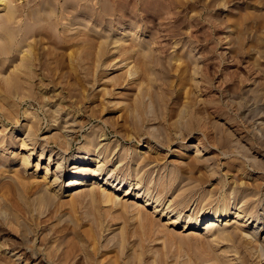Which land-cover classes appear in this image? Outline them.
<instances>
[{
    "label": "rangeland",
    "instance_id": "rangeland-1",
    "mask_svg": "<svg viewBox=\"0 0 264 264\" xmlns=\"http://www.w3.org/2000/svg\"><path fill=\"white\" fill-rule=\"evenodd\" d=\"M31 1L33 0H15L13 3L14 5L22 6L23 10H25L22 21H20L19 24H14L15 28L22 27L27 21H30L27 20L26 17L27 11L31 8L35 9L38 7V2L33 4L30 3ZM40 1H42V3L45 1L44 5L53 4L50 0ZM46 1H48L47 4ZM56 2L58 3L56 6L57 14L55 13L56 16L53 20L55 23L61 22V26H59L60 34L65 30V36H67V39H70V36L74 34L76 30H79L80 33L78 38L83 43L80 42L82 46H80L78 50V73L75 74V72L69 68L70 60L68 55L73 53L76 49L73 50V47L71 48L68 46L64 53L65 56L63 61L65 67L61 70L63 78L61 80L57 79V76L51 78L53 83L44 89L47 90L44 94H46L47 97L49 96L50 99L47 101L51 106L52 104L55 106L57 103H60L59 105L63 107L65 114L69 113L74 119H77V121H82L83 124L80 127V132L76 139L72 140L68 129L58 127L60 121L54 123L52 118L50 119V115L42 108V104L36 101L37 98L34 94L20 91L17 93L18 95L15 94L13 97L11 96V99L7 98L5 102H1V106L3 104L5 105L2 106L4 109L0 107V205L13 211L18 221L12 226L4 227V224H0V242L4 240L7 242L10 249L15 252L8 253L0 251V264H27L25 260H20L16 256L14 257V255L20 251V253H26L28 256L32 255V253H36V263L56 264L54 253L51 248V243L54 238L49 237L46 240L43 239L42 242H38V240H34L35 238L31 236L29 238L30 244L28 245L23 238L25 233L23 234L24 231L22 230L24 229L20 226L23 223V226L28 225L30 229L35 230L40 227L42 222L49 218L50 214V217L53 218L56 224V228H58L56 232L61 233L63 231H68V229H76L87 246L86 250L90 258L99 263L105 253H110L112 256L116 255L121 258L120 264H136L137 261L138 263L142 261V264H201L202 262V264H212L213 261L209 263L211 261L204 251V248L205 250L210 248L208 246H212L209 250L214 249L215 252L219 249L222 250L223 247L232 246L234 250L231 256L234 257L236 254L235 259L238 262L237 264H245L246 262H244V259L248 262L247 264L264 263V261H262V259H264V249L259 248L256 253L253 251L257 254L254 255L252 250H247L246 244H244L246 243V237L244 235L239 234L237 239H240L233 240L235 244L233 241H230L228 245L226 241L221 244L218 243L216 236L214 237L212 235L213 232L226 229L233 224L239 227L245 224L248 226L246 230L261 227L260 225L264 228V218H262L261 224L256 222L255 218H252L250 222L248 220L250 215L257 214L263 216L264 214V0H70V2L68 1L69 6L67 5V7H62L67 4L65 0H57ZM75 2L77 4L79 3V8L77 7L78 5L74 6L71 4ZM70 5L78 9L81 7V9L78 10V12L77 9L74 11L75 8ZM63 8H66V11L69 10V12L63 11ZM46 9L49 10L50 7ZM2 13L4 14L5 12L0 8L1 16L3 15ZM58 18L60 20H58ZM63 18L65 19L62 21ZM77 20L78 23H76ZM54 22H52V24H54ZM21 23L23 24L21 25ZM45 23L48 25L47 21H45ZM50 29L52 28H49L46 33L50 34L52 32L58 36L57 28L55 29L56 32L53 30L54 27L52 29L53 31ZM84 32L86 36H84ZM20 33L21 34H17L16 45L10 53H8L9 55H5L4 58L0 55V62L4 61L7 63L2 67L0 66V81L4 79V76H8L10 71L13 70L12 68H15L16 65L20 63L19 59L23 56L18 52L23 46L20 47V50L17 48L19 44L18 41L23 38V33ZM1 37L2 34H0V39ZM34 40V37L28 38L27 44H33ZM93 42H95V44ZM27 44H25L24 47L27 46ZM51 45L52 44L48 43L47 45V43L43 42L37 46L39 50L36 49V51L40 53L39 56L41 58H43L42 55H46L44 54L45 52L48 53V51H51L53 52L52 57L54 56L56 60L54 51L55 46ZM15 47L17 51H14ZM23 50H27V47ZM39 67L38 68L41 69L40 65ZM126 72H128V74L132 72L135 73V75L132 77L130 76V78L126 76L127 78H125V81L124 75ZM74 75L77 78H75ZM39 78L41 77H35V81L39 82ZM113 78H120L121 82L117 84L118 81L116 80L115 86ZM3 81L4 80L1 82L3 83ZM122 81L124 82L122 83ZM36 84L39 86L38 83ZM58 88L62 91V98L56 95ZM75 90L76 92H74ZM139 91L140 93L142 92L143 96L142 94L140 95ZM31 92L34 93V91ZM75 94H78V97H71V95ZM141 96L143 97L141 100L143 101L145 99L143 102L146 103H143L146 117L144 118L145 121L142 120L141 123L139 122L140 128L143 127L140 134L132 130L133 122L135 121L130 119L128 123L126 120L123 121L120 118L121 112L118 111L125 106L124 104L129 103V98L127 97L137 98ZM60 99H63V102H61ZM116 100H120L119 102L123 101L117 108L113 104L116 103ZM69 102L71 107L68 106ZM203 102H205V104H202ZM122 105L124 106L122 107ZM101 108L105 109L106 113L97 115ZM10 110L14 112L12 111V113ZM10 112L14 114L12 118H9L8 114ZM171 114H173V116ZM14 116L16 117L15 121ZM35 117H37V119L40 118V128L33 138L34 140L29 141L26 138L28 134L27 130L28 126L35 121ZM101 130L104 132V135L100 140L101 144L99 149L100 147L106 148L108 145L114 147L113 152L115 153L112 152L108 160H106V155L104 154H95V161L91 164L92 166L90 165L88 168H92L93 170L100 169L106 162L107 166H105V168L103 167V171L105 173L109 172L108 175H106L110 177L113 176V179H111V184L104 186V188L112 191V186L121 182L124 188L122 190L121 187L117 192L121 200L124 199V189L127 188L129 184L134 185L136 182L133 174L136 163H141L140 159L148 154L150 156L153 154L152 157H157L158 159V162L152 163L149 167H144V169L141 170L142 172L140 171L139 173L140 177L143 176L145 178L143 183L141 182L142 185L145 186H143L144 188L140 195L144 197L147 195L146 188L147 182L149 181V187L151 188L150 194L153 196L150 201L151 206L149 205L148 210L153 214L155 213V215L152 219L150 218L152 222L150 220L149 222L152 224L155 221L154 218L161 220L160 223L162 222V224H158L159 221L156 220L152 224L153 227L149 223L146 224L145 228H148L150 225L155 230L153 231L149 226L148 230L145 229L147 232L151 230L147 234H153V232H155L154 234L157 233L156 235L160 237L158 241L152 242V244L149 240L150 238L148 237L147 239V237H145V230L143 229V231L135 226V220H132V209L135 207H131L130 212H128V210L123 212L125 219L127 221L128 219L130 220V224L128 222L123 232L120 227L121 225L117 224V220L111 219V214L107 209V211L104 209V206L100 209L97 207V199L100 196L99 192L102 191V186L106 182L107 176L104 175L105 173L97 180H89V182L96 181L94 185L97 186L96 195L94 191L92 194L93 197H90L92 200L88 198L91 202L93 201V203L88 202L90 200L84 197L83 200L81 199V201L79 200L76 204H72L73 194L71 192H66L70 179L73 178V172H75L74 169H72L74 164L73 159L81 157L82 154L83 156L85 155L86 145L84 144H86V136H89L94 131L101 132ZM130 132H133V134ZM127 133L128 135H126ZM59 134L61 135V142H57V139L60 138ZM132 135H135L133 136L134 138ZM66 143L68 145L70 144L69 150L67 151L61 146ZM122 150H124L123 154L125 160L119 164ZM125 152L127 153L126 155ZM31 153L32 155L29 159L27 155ZM98 156H100V158ZM97 157L99 159H97ZM26 160L27 162H25ZM193 160L198 162L200 160L201 163L203 161L205 162L195 167L198 171L194 170L192 172L193 169H189L187 166H189L188 164H191ZM181 161H183V164ZM58 162L64 165L63 170H61L64 171L66 167L65 169L67 171V174L63 175L61 178L62 185L65 186L63 187V194L59 196V198L54 199L51 206L41 207L39 204L40 189L47 186L49 183L54 184L53 181L56 177L55 171ZM237 162H240L239 164L241 165L237 164ZM234 163L237 165L235 166ZM230 165L235 166V168H232L233 166L231 167ZM201 166L205 167L202 168ZM227 166L230 167L227 169ZM61 170L59 175L62 173ZM182 170H184L185 173ZM172 171L175 172L174 174L177 182L171 187L168 186L165 187V189L163 188L164 190L161 189L162 187L160 188V185L162 183L159 179L163 178V175L164 178L170 176L169 174ZM179 171H182L187 176L182 173V177ZM188 171L191 172V175ZM194 172L195 174H192ZM213 172L216 173L213 174ZM209 174L214 175V179L213 176L210 178ZM193 175H195L196 178H194L195 176ZM197 175L199 178L203 175L204 177L206 176V178L204 179V177H202L200 178V182H198L199 179ZM189 176L192 177V180H190L191 178ZM116 179L118 181H116ZM203 179L204 181L207 179L205 181L207 184L201 181ZM180 180L182 182L186 181L182 183ZM221 181L223 183L225 182V184H220ZM59 182L60 181H57V185ZM201 182H203V186L200 184ZM229 182L231 184H229ZM190 183L196 186H192ZM233 183H235V186L238 184L236 186L237 188ZM239 183L242 184L240 185ZM249 183L254 185L255 195L250 191L252 188L248 187ZM256 183L261 184L262 191L257 190L256 187L258 185ZM189 184L192 187L188 186ZM216 184L218 186H216ZM185 185L188 187H185ZM230 185H233L235 188H229ZM213 186H216L215 190H213ZM158 187L160 189L159 191ZM169 188L171 191H169ZM180 188H183L185 193H182L183 189L180 190ZM218 188L220 190H218ZM248 188L249 190L246 192ZM177 189L180 192H177ZM211 189L216 191L217 194L214 192L211 193ZM229 189H231L230 191L232 194L229 192ZM56 190L58 191V189ZM161 190L163 193L162 195L168 198H164L165 200L163 201L166 202H164L163 205L160 202H154L157 197H159L158 192H161ZM209 190H211V196ZM235 192L238 194L237 197H234V199L237 198V201L233 199V196L236 194ZM257 192L258 194L256 195ZM181 193L183 196L177 202V206H181L180 210H174V207L169 208V205L171 206L172 204L171 202L180 196ZM138 194L139 191H135V193L129 197V202L135 200L138 205H143L142 200L137 201L135 199ZM228 194L230 195L228 196ZM171 195L173 198L172 201L170 199ZM202 195H205V197ZM250 195H252V197L254 195V197L252 198L253 201L248 205L249 208L246 210L247 213L241 214V217L236 218V212L239 214L242 211L244 205L249 201L247 200L246 202L245 199L251 198ZM149 196L146 197L148 198ZM203 198H205V200ZM68 199L69 201H67ZM210 199L212 202L215 201L216 203L210 202ZM67 202L68 204L66 205L65 203ZM209 202L211 203L210 207L206 205L209 204ZM185 204H187L188 207ZM91 205L93 207H91ZM89 207L91 208V212L96 208L92 212V215L95 211L94 214L101 212L103 216L102 220H97L99 222L94 221ZM225 207L230 209V216L232 217H229L224 224L221 222L213 223L211 225L213 226L212 233H209L210 229H207V227L210 226H207L208 224L205 225V227L207 226L206 228L203 227L201 230L199 229L197 231H193V226H191L187 232L182 230L181 219L188 220L191 218V220L194 221L197 217L196 215H198L197 213L206 210L213 211L212 208H214V211L218 209L220 212L225 209ZM102 209L103 211H101ZM117 213L114 211L113 215L115 216ZM106 216L108 217L105 220ZM19 217H21V220ZM173 218L175 220L179 219L180 223L178 225H168L167 223L169 220H173ZM107 221L110 222L108 223ZM28 222H30V224H28ZM164 223L167 225H164ZM162 225L163 228L166 226L170 231H166L167 235L165 233V236L167 237L164 238H162L163 236L161 237V235H164ZM96 227L97 230H95ZM118 229L120 231H118ZM134 229L136 231H134ZM174 229L176 232L178 231L177 233L180 232L182 235L184 234L185 238L182 239V236V238L177 239L178 234L175 233L174 235V233H172L175 231ZM82 230H84V233ZM139 230H141L140 232L142 235H139ZM168 234H172L171 236L173 239L174 236H177L176 239L178 241L174 239V242L172 237L168 236ZM137 235L141 237V241L145 244L148 242L150 243V245L149 243L147 245L149 248L143 243L144 248L141 251L138 250L136 245H133L132 242L135 241L136 244L139 242ZM117 237L119 240L123 238L122 241H119ZM179 237H181L180 234ZM168 238H171L172 241ZM261 238H264V229L261 231ZM152 240H154V238ZM186 244H188V247H186ZM241 245L244 248H242ZM155 246H157V248ZM159 246H161V248ZM27 248H33L31 251L32 253H28V251H26ZM157 249L159 251L158 253ZM46 250H48V252ZM246 250L251 253V256L253 255L252 258L248 255L249 253H247ZM160 251L162 253L164 252V254L160 253ZM237 251H239V253ZM141 253L144 255L142 256ZM188 256L190 258H188ZM204 257L205 259H203ZM139 258H141V260ZM81 259H83V256ZM189 259H191L192 262ZM85 262L86 261L83 260L82 264H87Z\"/></svg>",
    "mask_w": 264,
    "mask_h": 264
},
{
    "label": "bare ground",
    "instance_id": "bare-ground-1",
    "mask_svg": "<svg viewBox=\"0 0 264 264\" xmlns=\"http://www.w3.org/2000/svg\"><path fill=\"white\" fill-rule=\"evenodd\" d=\"M30 1V0H29ZM57 0H50V2H52L53 4H47V2L48 1H46V4L48 5H44L45 4V1H43L44 3H42V1H38V0H33V1H31L30 3H33V4H36L37 2H38V4H37V8H35V9H30V10H28L27 11V13H26V17H27V20H30V21H27L26 22V24H24V25H22L23 23H21V25H22V27H16L15 28V26H14V24L15 23H18L19 24V22L20 21H22V18L24 17V12H25V10H23V7L22 6H18V5H14L13 3L15 2V0H0V8H2L3 10H4V14L1 16L0 15V34H2V37H1V39H0V55H2V57L4 58V56L5 55H7L8 53H10V51L14 48V46L16 45V38H17V34L19 33V34H21L20 32H22L23 33V38H21L19 41H18V46H17V48L20 50V47H22L23 46V48L20 50V51H18L19 53H21L23 56L21 57V59H19L20 60V63L18 64V65H16V67L15 68H12L13 70L12 71H10V73L8 74V76H4V79H2V80H4L3 81V83L0 81V104H1V102H5L6 100H7V98H9V99H11L15 94H17L18 92H20V91H26V93L27 92H29V93H31V94H34L35 95V97L37 98V102H40L41 104H42V108L43 109H45L46 110V113H48V115H50V119L52 118V121L54 122V123H56L57 121H60L59 122V124H58V127H64L65 129H68V131H69V134H70V136H71V139L72 140H75L76 139V137H77V135H78V133L80 132V127H81V125L83 124V122L82 121H77V119H74V117H72V115H70L69 113H64V111H63V107L62 106H60L59 104L60 103H57V105H53L52 103V106L49 104V102L47 101V100H49L50 98H49V96L47 97V95L46 94H44L45 93V91H47V90H44L45 88H47L50 84H52L53 83V81L51 80V78H55L56 76H57V79H62L63 78V73L61 72V70H63V68L65 67V64H64V53H65V49L69 46V47H73V50L74 49H76L73 53H70L68 56H69V60H70V63H69V68H71V70L72 71H74L75 72V74H77L78 73V71H79V57H78V50H79V48H80V46H82L81 44H80V40H79V30H76V32L74 33V34H72L71 36H70V39H67V36H65V30L62 32V34H60V31H59V26H61L60 24H61V22L59 23V22H54V20H53V18L56 16V6H57V2H56ZM69 2H70V0H68ZM68 1H66L65 0V2H67V4H65L64 6H62V7H67V5L69 4V2ZM74 2V1H73ZM29 3V4H30ZM71 4H73L74 6H77L78 8H79V3L77 4L76 2L75 3H71ZM76 4V5H75ZM45 6V7H44ZM47 6V7H46ZM69 6V5H68ZM71 6V5H70ZM74 6H71V7H74ZM48 7H50V9L49 10H47L46 8H48ZM25 8V7H24ZM58 8V7H57ZM75 8V10L74 11H76V9H77V12H78V10H80L81 9V7H80V9H78V8H76V7H74ZM73 8V9H74ZM64 9V8H63ZM63 11H65V12H69V10L68 11H66V8L63 10ZM73 11V12H74ZM64 12V13H65ZM71 12H72V10H71ZM70 12V13H71ZM76 12V13H77ZM106 12V11H105ZM56 13V14H55ZM75 13V14H76ZM65 14H68V13H65ZM74 14V13H73ZM65 16V15H64ZM74 16V15H73ZM66 18V17H65ZM65 18H63L62 19V21L65 19ZM53 20V21H52ZM58 20H60L59 18H58ZM45 21H47L48 22V25H47V23H45ZM56 21V20H55ZM43 22H44V24H43ZM52 22H54V24H52ZM25 23V22H24ZM76 23H78V20H77V22ZM239 24V23H238ZM54 25V26H53ZM75 25V24H74ZM53 27H54V29H53ZM49 28H52L53 30H55L56 28V30H57V33H58V36H56L55 34H53L52 32L50 33V34H48V33H46L47 32V30L49 29ZM71 28V27H70ZM52 29H50V30H52ZM52 30V31H53ZM56 30H55V32H56ZM72 31V30H71ZM84 34H85V32H84ZM34 37L35 38V40H34V42H33V44H30V43H28L27 44V42H28V38H30V37ZM82 36V35H81ZM84 36H86V34L84 35ZM52 37V38H51ZM92 37V36H91ZM90 37V38H91ZM88 38V37H87ZM91 40V39H90ZM94 41V40H93ZM120 41V40H119ZM122 41V40H121ZM47 43V45H48V43L49 44H52V45H54L55 47V58H56V60L54 59V56L52 57V53L53 52H51V51H48V53L47 52H45L44 54H46L45 56L44 55H42L43 56V58H41L40 56H39V52H37L36 51V49H38L39 47H37L38 45H40V44H42V43ZM91 42V41H90ZM81 43H83V42H81ZM92 43V42H91ZM94 44H95V42H93ZM25 44H27V46H25V47H27V50H23L25 47H24V45ZM51 45V46H52ZM115 45V44H114ZM50 46V47H51ZM49 47V48H50ZM51 49V48H50ZM53 49V48H52ZM68 49H70V48H68ZM39 50V49H38ZM14 51H17L16 50V47H15V50ZM24 51H26V52H24ZM44 51H46V50H44ZM64 51V52H63ZM68 53V52H67ZM132 53V52H131ZM143 53V52H142ZM89 54V53H88ZM144 54V53H143ZM9 55V54H8ZM7 55V56H8ZM141 55V54H140ZM43 60H44V62H43ZM96 61H98V60H96ZM95 61V62H96ZM2 62V61H1ZM0 62V63H1ZM19 62V61H18ZM96 63H98V62H96ZM7 63L6 62H2L1 64H0V66L2 67V66H4V65H6ZM16 64V63H15ZM141 64V63H140ZM39 65L41 66V69H39L40 67H39ZM143 66V65H142ZM14 67V66H13ZM39 67V68H38ZM129 67V66H128ZM5 68V67H4ZM125 68V67H124ZM95 69V68H94ZM97 69H99V68H97ZM143 69V68H142ZM141 69V70H142ZM104 70V69H103ZM144 70V69H143ZM122 71H123V69H122ZM129 71V70H128ZM2 72H3V69H2ZM5 72V71H4ZM145 72V71H144ZM73 73V72H72ZM1 74V73H0ZM7 75V74H6ZM42 75V76H41ZM133 75H135V73H132V72H129V74H128V72H126V74L123 76L124 77V79L125 78H127V77H129L130 78V76L132 77ZM41 77V78H39V82L37 81H35V77ZM54 76V77H53ZM75 76V75H74ZM127 76V77H126ZM2 77V76H1ZM118 77H120V76H118ZM136 77V76H135ZM75 78H77L76 76H75ZM94 78V77H93ZM121 78H122V76H121ZM134 78V77H133ZM38 79V78H37ZM66 80V79H65ZM76 80V79H75ZM78 80V79H77ZM116 80L118 81L117 82V84L118 83H120L121 82V80H120V78H116V79H114L113 78V82H114V85L116 86ZM122 80H123V78H122ZM106 81V80H105ZM125 81H126V79H125ZM124 81H122V83H123ZM132 82V81H131ZM36 83H38V85L39 86H37V84ZM59 83V82H58ZM80 83V82H79ZM78 83V84H79ZM111 83V82H110ZM110 85V84H109ZM120 85V84H119ZM111 86H113V85H111ZM148 86V85H147ZM81 87V86H80ZM84 87V86H83ZM82 88V87H81ZM151 88V87H150ZM139 89H140V86H139ZM31 91H34V93L33 92H31ZM66 91V90H65ZM105 91V90H104ZM111 91V90H110ZM137 91H138V88H137ZM142 91V90H141ZM74 92H76V90L74 91ZM77 92H78V90H77ZM80 92V91H79ZM48 93V92H47ZM87 93V92H86ZM138 93V92H137ZM139 93H140V91H139ZM22 94V93H21ZM142 94V92L140 93V95ZM18 95V94H17ZM54 95H55V93H54ZM56 95L57 96H59V97H61L62 96V91H60L59 90V88L57 89V92H56ZM76 95V94H75ZM75 95H71V97H78L77 95L75 96ZM109 95V94H108ZM123 95V94H122ZM130 95V94H129ZM8 96H10V97H8ZM12 96V97H11ZM19 96H20V94H19ZM70 96V95H69ZM92 96V95H91ZM117 96H119V95H117ZM142 96H143V94H142ZM137 97V98H131V97H127V98H129L128 99V101H129V103H126V104H124V105H122V107L123 108H121L118 112H121V116H120V118L124 121V120H126V122L128 123L129 122V119L130 120H132V121H135V122H133V127H132V130L134 131V132H136V133H140L141 131H142V128H140V126H139V122L141 123V121L143 120V121H145L144 120V118L146 117L145 116V110H144V104H146L145 102H143V101H145V99L142 101L141 99L143 98V97ZM22 97V96H21ZM33 97V96H32ZM34 97V98H35ZM51 97V96H50ZM56 97V96H55ZM80 97V96H79ZM115 97V96H114ZM29 98H30V96H29ZM34 98H32V99H34ZM54 98V97H53ZM62 98V97H61ZM121 98V97H120ZM125 98V97H124ZM126 98V99H127ZM158 98V97H157ZM8 99V100H9ZM23 99V98H22ZM71 99H73V98H71ZM153 99V98H152ZM58 100V99H57ZM61 100V99H60ZM75 100V99H74ZM83 100V99H82ZM47 101V102H46ZM53 101V100H52ZM75 101H77V100H75ZM120 100H116V103H113L114 104V106L117 108V106H119V105H121L122 103H123V101L122 102H119ZM127 101V102H128ZM164 101V100H163ZM61 102H63V99L61 100ZM82 102V101H81ZM103 102V101H102ZM125 102V101H124ZM56 103V102H55ZM73 103V102H72ZM79 103V102H78ZM109 103V102H108ZM144 103V104H143ZM8 104V103H7ZM76 104V103H75ZM75 104H74V106H75ZM80 104V103H79ZM202 104H205V102H203ZM3 105H5V104H3ZM2 105V106H3ZM49 105H50V107H49ZM71 104H70V102H69V105L68 106H70ZM1 105H0V107H2ZM74 106H73V108H74ZM113 106V107H114ZM148 106V105H147ZM4 107H6V106H4ZM71 107V106H70ZM145 107H146V105H145ZM3 108V107H2ZM68 108V107H67ZM189 108V107H188ZM1 109V108H0ZM4 109V108H3ZM7 109V108H6ZM71 109V108H70ZM99 110V109H98ZM7 111V110H6ZM9 111V110H8ZM11 112L13 111V110H10ZM100 112L99 113H97V115L98 114H100V113H106V111H105V109H103V108H101V110H99ZM187 111V110H186ZM7 113L8 115H9V118H12V116L14 115V114H12V113ZM148 112V111H147ZM27 113V112H26ZM31 113V112H30ZM64 113V114H63ZM96 113V112H95ZM32 114V113H31ZM189 114V113H188ZM30 115V114H29ZM119 115V114H118ZM172 116H173V114H171ZM27 116H28V114H27ZM119 117V116H118ZM181 117V116H180ZM36 119H35V121L33 122V123H31L29 126H28V134L26 135V134H24V135H26V138L30 141V140H34L33 138L36 136V133H37V131H38V129L40 128L39 127V119L40 118H38L37 119V117H35ZM99 118V117H98ZM163 118V117H162ZM15 119H16V117L14 116V121H15ZM149 119V118H148ZM112 120V119H111ZM114 120V119H113ZM155 121V120H154ZM161 121V120H160ZM148 122V121H147ZM179 122V121H178ZM130 123H131V121H130ZM143 123V122H142ZM111 124V123H110ZM123 125V124H122ZM177 127V126H176ZM54 128V127H53ZM175 128V127H174ZM157 129V128H156ZM193 129V128H192ZM154 130V129H153ZM187 130V129H186ZM59 132V131H58ZM168 132V131H167ZM185 132V131H184ZM130 133H132L133 134V132H130ZM100 134V135H99ZM141 134V133H140ZM184 134V133H183ZM186 134V133H185ZM60 135V134H59ZM104 135V132L101 130V132H93L92 134H90L89 136H86V144H84V145H86V153H84L85 155L83 156V154H82V156L81 157H76V158H74L73 160V162H74V164H73V167H72V169H74V171L75 172H73V178H71L70 179V183H69V185H68V189H67V191L66 192H71L73 195H72V204H76L79 200L81 201V199L83 200V198L85 197V198H90L91 196H92V194L94 193V191H95V195H96V191H97V186L96 185H94V184H96V181H93V182H89V180H94V179H99L100 177H101V175L103 174V173H105L104 171H103V167L105 168V166H107V163L105 162L104 164H103V166H101L102 168H100V169H96V170H93L92 168V170L90 169V168H88L95 160V157H94V155L96 154V155H102V154H104V155H106V160H108V158H109V156H110V154L113 152V149H114V147H111V146H108L107 145V147L105 148V147H100V149H99V146H100V144H101V142H100V140H101V138H102V136ZM126 135H128V133L126 134ZM148 135H150V134H148ZM62 136H63V134H62ZM130 136V135H129ZM133 136H135V135H132V137ZM138 136V135H137ZM65 137V136H64ZM131 137V136H130ZM139 137V136H138ZM53 138V137H52ZM129 138V137H128ZM134 138V137H133ZM143 138V137H142ZM166 138V137H165ZM182 138V137H181ZM184 138V137H183ZM62 139H64V138H62ZM53 140V139H52ZM61 140V135H60V138H58L57 139V142H61L60 141ZM65 141H66V139H65ZM64 141V142H65ZM71 141V140H70ZM141 142V141H140ZM70 143V142H69ZM67 144V143H66ZM66 144H62L61 146H62V148L65 150V151H67V150H69V146H70V144L68 145H66ZM110 145V144H109ZM103 146H104V144H103ZM116 146H117V144H116ZM152 146V145H151ZM31 147V146H30ZM104 148V149H103ZM118 148V147H117ZM6 149V148H5ZM63 150V151H64ZM84 150V149H83ZM126 150V149H125ZM33 151V150H32ZM124 150H122V154L120 155V158H119V164L120 163H122V162H124V152H123ZM127 152V151H126ZM125 152V155L127 154ZM140 152V151H139ZM113 153H115V152H113ZM80 154V153H79ZM31 155H32V153L31 154H29V155H27V157L30 159L31 158ZM152 156H153V154H151ZM80 156V155H79ZM152 156H150L149 154L148 155H146V156H144V157H142L140 160H141V163L139 162V163H136V167L134 168V170H133V174H134V177H135V179H136V182H135V184L134 185H132V184H129V186L127 187V188H125L124 189V192H123V197H124V199L125 200H127V201H125L124 199H120L119 197H118V191L121 189V187H122V183L120 182V183H117L116 185H111L112 186V189L114 190H112V191H110L109 189H106V188H104V186H106V185H109V184H111L110 182H111V179H113V176L112 177H110V176H107L108 175V173H105L104 175H106L107 177H106V182H105V184L102 186V191L101 192H99V198L96 200L97 201V207H99V209L100 208H102V206H104L105 208V210L107 209L108 211H109V213L111 214V219L113 218V219H115V220H117V224H119V225H121L120 227L122 228V232L126 229V227H127V225H128V222H129V224H130V220L128 219V221L125 219V215H124V211L126 212L127 210H128V212H130L131 211V207H135V208H133L132 209V220H135V226H137L139 229H146V230H148V228H149V226H148V228H145L146 227V224H151V222H152V217H154V215H155V213L153 214V213H151V212H149V210H148V207H149V205L151 206V204H150V201H151V199L153 198V196L150 194L151 192H150V190H151V188L149 187V181L147 182V195L146 196H149L148 198L145 196H142V195H140L141 194V192L143 191V186H145V185H142V183H143V180L145 179L143 176H139V173H140V171L142 170V169H144V167H149V165H151L152 163H156V162H158V159H157V157H152ZM156 156V155H155ZM42 157V156H41ZM99 158H100V156H98ZM97 157V159H99ZM110 159V158H109ZM102 160H104V159H102ZM206 160V159H205ZM29 161V160H28ZM207 161V160H206ZM25 162H27V160L25 161ZM138 162V161H137ZM182 162V164H183V161H181ZM205 161H203L202 163H204ZM230 162V161H229ZM236 162V161H235ZM96 163H97V161H96ZM99 163H101V162H99ZM110 163V162H109ZM135 163V162H134ZM188 163V162H187ZM202 163L200 162V160H199V162L198 161H194L193 160V162L191 161V164L189 163L188 165L189 166H187L186 165V163H185V165L189 168V169H193L192 170V172L194 171V170H197V169H195V167H197V165L198 164H200V165H202ZM207 163V162H206ZM211 163V162H210ZM233 163V162H232ZM240 163V162H239ZM238 162H237V164H239ZM50 164V163H49ZM118 164V165H119ZM230 164V163H229ZM235 164V166L237 165L236 163H234ZM98 165V164H97ZM109 165V164H108ZM175 165V164H174ZM207 165V164H206ZM205 165V166H206ZM228 165V164H227ZM239 165H241V164H239ZM243 165V164H242ZM244 165H245V163H244ZM63 163H60V162H58V166H57V168H56V171H55V173H56V177L54 178L55 180L53 181V183L54 184H56V185H54V184H52V183H49V184H47V186H45V187H43L42 189H40V192H41V194H40V201H39V204H40V206L42 207V206H51V204H52V202H53V200L54 199H57V198H59V196H61L62 194H63V187H65V186H63L62 185V181H61V178L63 177V175H66L67 173V171H66V167L64 168V171H62L63 170ZM92 166V165H91ZM124 166V165H123ZM133 166V165H132ZM205 166H203V167H205ZM212 166V165H211ZM231 166V165H230ZM230 166H227V169H228V167H230ZM233 166V165H232ZM231 166V167H232ZM235 166H233L232 168H235ZM114 167V166H113ZM183 167V166H182ZM182 167H181V169H182ZM186 167V168H187ZM202 167V166H201ZM202 167V168H203ZM238 167V166H237ZM244 167V166H243ZM70 168V167H69ZM122 168V167H121ZM187 168V169H188ZM215 168V167H214ZM239 168V167H238ZM62 169V170H61ZM184 169V168H183ZM187 169H185V170H187ZM198 169H201V168H198ZM231 169V168H230ZM241 169V168H240ZM60 170L62 171V173L59 175V173H60ZM108 170V169H107ZM122 170V169H121ZM233 170V169H232ZM243 170H244V168H243ZM113 171V170H112ZM170 171H171V169H170ZM174 171V170H173ZM171 172L169 175L170 176H167L166 178H164V175H163V178H161V179H159V181H161V185H160V188L161 189H165V187H171V186H173L176 182H177V179L175 178V172ZM182 171H184V170H182ZM180 172L181 173V176H182V173L183 172ZM198 171V170H197ZM197 171H195V172H197ZM242 171V170H241ZM116 172V171H115ZM127 172V171H126ZM142 172V171H141ZM187 172V171H186ZM189 173H190V175H191V172L190 171H188ZM195 172L194 173H192V174H195ZM228 172H229V170H228ZM58 173V174H57ZM158 173V172H157ZM184 173H185V171H184ZM183 173V175H185ZM189 173H187V174H189ZM206 173V172H205ZM214 173H216V172H213V174ZM248 173V172H247ZM200 174V173H199ZM229 174V173H228ZM235 174V173H234ZM180 175V174H179ZM205 175V174H204ZM204 175L202 176V177H204ZM219 175V174H218ZM232 175V174H231ZM181 176H179V177H181ZM185 176H187V175H185ZM193 176H195V175H193ZM213 176V179H214V175H211V174H209V177L211 178ZM233 176V175H232ZM238 176V175H237ZM57 177H58V180H57ZM169 177V178H168ZM183 177V176H182ZM190 177V176H189ZM197 177H198V175H197ZM201 176H200V178H202ZM207 177H208V175H207ZM208 177V178H209ZM234 177V176H233ZM45 178V177H44ZM149 178V177H148ZM159 178V177H158ZM191 179L190 180H192V177H190ZM194 178H196V176L194 177ZM193 178V179H194ZM200 178L198 177V179H196V180H198V182H200ZM206 178V176L204 177V179ZM235 178H237V177H235ZM115 179V178H114ZM187 179V178H186ZM204 179L203 180H201V181H204ZM19 180V179H18ZM47 180V179H46ZM133 180V179H132ZM207 180V179H206ZM205 180V181H206ZM57 181H60L59 182V184L57 185ZM116 181H118L117 179H116ZM146 181V180H145ZM181 181V180H180ZM186 181V180H185ZM184 181V182H185ZM194 181V180H193ZM204 181V182H205ZM210 181V180H209ZM213 181V180H212ZM44 182V181H43ZM113 182H115V181H113ZM142 182V183H141ZM157 182V181H156ZM182 182V181H181ZM184 182H182V183H184ZM192 182V181H191ZM197 182V183H198ZM230 182H232V181H230ZM229 182V184H231ZM235 182V181H234ZM248 182H250V181H248ZM264 182V181H263ZM42 183V182H41ZM151 183V182H150ZM154 183V182H153ZM160 183V182H159ZM194 183V182H193ZM193 183H190L192 186L193 185H195V184H193ZM206 183V182H205ZM221 183H223L222 181L220 182V184ZM236 183V182H235ZM235 183H233L234 184V186H235ZM244 183V182H243ZM262 183V182H261ZM36 184V183H35ZM43 184V183H42ZM41 184V185H42ZM145 184V183H144ZM187 184V183H186ZM188 185V186H191V185ZM200 184H202V186H203V182H201ZM207 184V183H206ZM210 184H212V183H210ZM209 184V185H210ZM223 184H225V182L223 183ZM228 184V185H229ZM240 184V183H239ZM242 184V183H241ZM240 184V185H241ZM254 184V183H253ZM257 184V183H256ZM40 185V184H39ZM182 185V184H181ZM180 185V186H181ZM238 185V184H237ZM236 185V186H237ZM258 185V186H257ZM257 185H255V186H257L256 188H257V190L258 191H262V187H261V184L260 183H258ZM96 186V187H95ZM188 186H186L185 185V187H188ZM191 186V187H192ZM196 186V185H195ZM216 186H218L217 184H216ZM216 186L213 188V190H215L216 189ZM221 186V185H220ZM233 185L231 186L230 185V187L229 188H232L233 187V189L236 187H234ZM245 186H247V185H245ZM29 187V186H28ZM109 187V186H108ZM228 187V186H227ZM239 187H241V186H239ZM248 187L249 188H252V190L250 189V191H252L253 192V194H254V185H252V184H248ZM99 188V187H98ZM123 188L124 187H122V190H123ZM155 188V187H154ZM154 188H153V191H154ZM196 188V187H195ZM237 188V187H236ZM245 188V187H244ZM249 188L247 189V191L246 192H248V190H249ZM34 189V188H33ZM56 189H58V191L56 190ZM100 189V188H99ZM111 189V188H110ZM156 189V188H155ZM163 189V190H164ZM183 189V188H182ZM181 188H180V190H182ZM225 189V188H224ZM157 190V189H156ZM160 189H159V187H158V191H159ZM176 190V189H175ZM212 190V189H211ZM211 190H209V193H210V191ZM211 191V193L212 192H214V193H216V191ZM218 190H220L219 188H218ZM231 189H229V192L231 193V191H230ZM241 189L239 188V191H240ZM246 190V189H245ZM135 191H139V194L137 195V197L135 198L137 201H139V200H142V202H143V205L141 204H139L138 205V203L134 200H131L130 202H129V197L130 196H132L133 195V193H135ZM166 191V190H165ZM169 191H171L170 190V188H169ZM236 191H237V189H236ZM264 191V190H263ZM144 192V193H145ZM172 192H174V191H172ZM177 192H180L178 189H177ZM176 192V193H177ZM220 192V191H219ZM241 192V191H240ZM252 192H251V194H252ZM137 193V192H136ZM169 193V192H168ZM167 193V194H168ZM182 193H185V190L183 189V192ZM181 193V195L180 196H178L176 199H174L173 201H172V195L170 196L171 198V206L169 205V208H171V207H174V210L175 209H179L180 210V208H181V206H177V202L179 201V199L183 196V194ZM204 193V192H203ZM202 193V194H203ZM210 193V196L212 195ZM213 193V194H214ZM236 194H235V196H233V199H234V197H237V192H235ZM143 194V193H142ZM153 194H154V192H153ZM156 194V193H155ZM163 193H162V190H161V192H158V196L159 197H157V199H156V201H154L155 203H162V205L164 204V202H166V201H163V200H165L164 198H166V196H163L162 195ZM205 194V193H204ZM208 194V193H207ZM217 194V193H216ZM232 194V193H231ZM242 194H243V191H242ZM248 194V193H247ZM258 194V192L256 193V195ZM35 195V194H34ZM189 195V194H188ZM206 195V194H205ZM205 195L203 196V197H205ZM209 195V194H208ZM226 195V194H225ZM230 194H228V196H229ZM234 195V194H233ZM255 195V194H254ZM254 195H253V197H254ZM136 196V195H135ZM173 196H175V195H173ZM193 196H194V194H193ZM200 196V195H199ZM207 196V195H206ZM214 196V195H213ZM249 196V195H248ZM93 197V196H92ZM187 197H189V196H187ZM250 197L251 198H249V199H245V201L247 202V200H249L245 205H244V208H242V211L238 214L237 212H236V218L237 217H241L240 215L242 214H246L247 213V209L249 208V206L248 205H250V202L251 201H253L252 200V195H250ZM69 198V197H68ZM211 198V197H210ZM225 198H226V196H225ZM38 199V198H37ZM91 199V198H90ZM90 199H88V200H90ZM94 199V198H93ZM120 199V200H119ZM166 199H168V198H166ZM169 199V200H170ZM186 199V198H185ZM204 200H205V198H203ZM206 199H209V198H206ZM214 199H215V196H214ZM221 199V198H220ZM237 198H235L234 200H236ZM92 200V199H91ZM91 200L90 201H88V202H91ZM124 200V201H123ZM202 200V199H201ZM216 200V199H215ZM226 200V199H225ZM255 200V199H254ZM59 201V200H58ZM67 201H69V199L67 200ZM86 201V200H85ZM184 201V200H183ZM182 201V202H183ZM188 201V200H187ZM208 201V200H207ZM230 201H231V199H230ZM237 201V200H236ZM242 201H243V199H242ZM241 201V202H242ZM88 202H86V203H88ZM153 202V201H152ZM205 202V201H204ZM203 202V203H204ZM210 202H212L211 201V199H210ZM209 202V204H206L207 206H209L210 207V203ZM215 202V201H214ZM214 202H212V203H214ZM235 202V201H234ZM80 203V202H79ZM91 203H93V201L91 202ZM96 203V202H95ZM198 203V202H197ZM208 203V202H207ZM216 203V202H215ZM218 203V202H217ZM66 205L68 204V202L67 203H65ZM70 204V203H69ZM84 204V203H83ZM182 204V203H181ZM241 204V203H240ZM260 204V203H259ZM63 205V204H62ZM66 205H65V207H66ZM133 205V206H132ZM186 206H187V204H185ZM216 205V204H215ZM227 205V204H226ZM230 205V204H229ZM256 205V204H255ZM34 206V205H33ZM55 206V205H54ZM84 206H86V205H84ZM139 206V207H138ZM161 206V205H160ZM168 206V205H167ZM167 206H165V207H167ZM206 206V207H207ZM257 206V205H256ZM21 207V206H20ZM53 207V206H52ZM51 207V208H52ZM70 207V206H69ZM82 207V206H81ZM91 207H93L92 205H91ZM141 207V208H140ZM157 207H158V205H157ZM165 207H164V209H165ZM188 207V206H187ZM217 207V206H216ZM228 207V206H227ZM238 207V206H237ZM240 207V206H239ZM253 207V206H252ZM27 208V207H26ZM90 208V207H89ZM88 208V209H89ZM160 208V207H159ZM168 208V209H169ZM185 208V207H184ZM222 208V207H221ZM224 208V207H223ZM96 209V208H95ZM94 209V210H95ZM98 209V208H97ZM116 209H118V210H116ZM120 209V210H119ZM187 209V208H186ZM207 209V208H206ZM210 209V208H209ZM213 209V211L211 210V211H208V210H206V211H203V212H200V213H197L198 215H196L197 217L195 218V220L194 221H192L191 220V218L190 219H181L182 220V222H181V224H182V230L184 231V232H187V231H189V229H190V227L191 226H193L194 227V230L193 231H197V230H201L203 227H205V225H207V226H209V227H207V229L209 230V233H212L213 231H212V229H213V226H211L213 223H223L224 224V222L225 221H227L228 219H229V217H232V216H230V209H228V208H226L225 207V209H223V210H221L220 208V212H219V210L217 209V210H215L214 211V208H212ZM26 210V209H25ZM54 210V209H53ZM93 210V209H92ZM93 210V211H94ZM106 210V211H107ZM154 210H156V209H154ZM153 210V211H154ZM170 210V209H169ZM173 210V209H172ZM173 210V211H174ZM182 210H183V207H182ZM253 210V209H252ZM252 210H250V211H252ZM89 211L91 212V208L89 209ZM92 211V212H93ZM101 211H103V209L101 210ZM114 211H116V215L114 216L113 214H114ZM158 211V210H157ZM163 211H165V210H163ZM166 211H167V209H166ZM172 211V212H173ZM249 211V210H248ZM25 212V211H24ZM28 212V211H27ZM33 212V211H32ZM52 212V211H51ZM68 212H70V211H68ZM92 212H91V215H92ZM96 212V211H95ZM94 212V213H95ZM176 212V211H175ZM199 212V211H198ZM232 212H233V210H232ZM35 213V212H34ZM93 213V217H92V219L94 220V221H96V222H99V221H97V220H102V214H101V212H98V214L96 213V214H94ZM163 213V212H162ZM171 213V212H170ZM69 214V213H68ZM238 214V215H237ZM33 215V214H32ZM57 215V214H56ZM80 215V214H79ZM106 215H109V214H106ZM171 215V214H170ZM177 215V214H176ZM181 215V214H180ZM234 215H235V213H234ZM43 216V215H42ZM50 216H51V214H50ZM49 216V218L47 219V220H45L44 222H42L41 224H40V227H38L37 229H35V230H33V229H30L29 228V226L28 225H20L21 226V228H23L24 230H22V231H24L23 232V234L25 233V235H23L24 237V239H25V242L29 245L30 244V240H29V238L31 237V236H33L34 238V240H38V242H42L43 241V239L44 240H46V239H48L49 237H53L54 238V240H53V242L51 243L52 244V246H51V248H52V252L54 253V260H55V263L56 264H82V261L83 260H85L86 262L85 263H87V264H120V260H121V258L120 257H118V256H112V255H110V253L109 254H106L105 253V255H103L102 256V260H101V262L99 263V262H95V261H93L91 258H90V256H89V254H88V252H87V250H86V244L84 243V241L82 240V238H81V236H80V234H79V232L76 230V229H73V230H71V229H68V231H63V232H61V233H59V232H56V229H58V228H56V224L54 223V221H53V218L52 217H50ZM130 216V215H129ZM163 216V215H162ZM247 216V215H246ZM263 216H264V214H263ZM263 216H260V215H250V217H248V220H249V222H250V220L252 219V218H255V220H256V222H259L260 224L262 223V218H264ZM57 217V216H56ZM74 217H76V216H74ZM89 217V216H88ZM107 217L108 216H106L105 217V220L107 219ZM177 217V216H176ZM190 217V216H189ZM191 217H193V216H191ZM17 217L16 216H14V213H13V211H11L9 208H7V207H3V206H1L0 205V224H4V227H6V226H12L14 223H16V221H18L17 219H16ZM20 218V220H21V217H19ZM151 218V219H150ZM186 218V217H185ZM44 219V218H43ZM74 219V218H73ZM171 219V218H170ZM177 219V218H176ZM19 220V221H20ZM89 220H90V217H89ZM149 220L151 221V222H149ZM154 220L156 221V220H158L159 222H158V224H162V222L160 223V221L161 220H159V219H156V218H154ZM247 220V221H248ZM114 221V220H113ZM154 221V222H155ZM180 220L178 219V220H175L174 218H173V220H169V222L167 223L168 225L170 224V225H178L180 222H179ZM246 221V222H247ZM23 222V221H22ZM102 222V221H101ZM108 223L110 222V221H107ZM153 222V223H154ZM193 222H194V224H193ZM59 223V222H58ZM68 223V222H67ZM93 223V222H92ZM91 223V224H92ZM152 223V224H153ZM157 223V222H156ZM211 223V224H210ZM28 224H30V222H28ZM37 224V223H36ZM95 224V223H94ZM100 224V223H99ZM151 224V226L153 227V225ZM167 224H165L164 223V225H167ZM242 224V223H241ZM240 224V225H241ZM88 225V224H87ZM96 225V224H95ZM101 225V224H100ZM119 225H118V228H119ZM228 225V224H227ZM226 225V226H227ZM234 225V226H233ZM232 226H229V227H227L226 229H223V230H218L217 232H213L212 233V235L215 237L216 236V239H218V243H223L224 241H226L227 242V245L230 243V241H235V239H237V236L240 234V235H244L246 238H245V240H246V243H244V244H246L245 246L247 247V250L249 249V251H251L252 250V252L254 251L255 253L259 250V248H263L264 249V238H261V231H262V229H264V228H262V225H260L261 227H258V228H254V229H251V230H246V228L248 227L247 225H243L242 224V226H235V224H233ZM98 226V225H97ZM150 226V227H151ZM160 226V225H159ZM222 226V225H221ZM67 227V226H66ZM65 227V228H66ZM87 227V226H86ZM89 227V226H88ZM99 227V226H98ZM130 227V226H129ZM132 227H133V225H132ZM151 227V228H152ZM205 227V228H206ZM68 228V227H67ZM70 228V227H69ZM95 228V227H94ZM102 228V227H101ZM111 228V227H110ZM120 228V229H121ZM160 228H161V226H160ZM180 228V229H181ZM204 228V229H205ZM17 229V228H16ZM86 229V228H85ZM100 229V228H99ZM98 229V230H99ZM128 229H130V228H128ZM137 229V228H136ZM153 229V231H155L154 230V228H152ZM156 229V228H155ZM162 229H164L163 230V233H164V235H161V237L162 238H164V237H167V236H165V233H166V235H167V232L166 231H169V229L168 228H166V226H164V228H163V225H162ZM171 229V228H170ZM33 230V231H32ZM64 230V229H63ZM87 230V229H86ZM95 230H97V227H96V229ZM131 230V229H130ZM138 230V229H137ZM143 230V231H144ZM145 230V231H146ZM160 230V229H159ZM175 230V229H174ZM35 231V232H34ZM116 231V230H115ZM118 231H120L119 229H118ZM134 231H136L135 229H134ZM141 230H139V232H140ZM144 231V235H145V237H147V239H148V237L150 238L149 240H150V242H151V244H152V242H156V241H158L159 239H160V237H158L156 234H154L155 232H153V234L151 233V234H147V233H149L151 230H149V232H145ZM160 231H162V230H160ZM159 231V232H160ZM205 231V230H204ZM82 232L84 233V230H82ZM86 232H88V231H86ZM114 232V231H113ZM112 232V233H113ZM126 232V231H125ZM158 232V233H159ZM170 232V231H169ZM172 232V231H171ZM178 232V231H177ZM176 232V230L174 231V232H172V233H174V235H175V233H177ZM22 233V232H21ZM90 233V232H89ZM119 233H121V232H119ZM129 233V232H128ZM133 233H136V232H133ZM162 233V234H163ZM122 234V233H121ZM137 234H138V231H137ZM160 234V233H159ZM178 234V235H177ZM176 235L179 237V234L181 235V237H177V236H174V239H176V237H177V239H180V238H182V236H183V238L182 239H184L185 238V235L183 234L182 235V233H177ZM186 234V233H185ZM127 235V234H126ZM126 235H125V237H126ZM130 235H131V233H130ZM139 235H142L141 234V232L139 233ZM139 235H137L138 236V238H139V242L136 244L135 243V241L134 242H132L133 243V245H136L137 246V248H138V250H143V248H144V242L143 241H141V237H139ZM143 235V236H144ZM172 235V234H171ZM171 235H169L168 234V236H171ZM211 235V236H212ZM117 236V235H116ZM243 236V237H244ZM92 237V236H91ZM112 237V236H111ZM172 237V236H171ZM263 237V236H262ZM93 238V237H92ZM137 238V237H136ZM154 238V240H152ZM161 238V239H162ZM209 238V237H208ZM3 239V238H2ZM95 239H96V237H95ZM117 239H118V237H117ZM116 239V240H117ZM122 239L123 238H121V240H119V241H122ZM130 239H131V237H130ZM146 239V240H147ZM167 239V238H166ZM168 239H171V238H168ZM172 239H173V237H172ZM172 239L170 240V241H172ZM174 239H173V241H174ZM175 240V241H178V240ZM214 239V238H213ZM238 239H240V238H238ZM237 239V240H238ZM244 239V238H243ZM99 240V239H98ZM163 240V239H162ZM237 240H236V242H237ZM94 241V240H93ZM138 241V240H137ZM166 241H169V240H166ZM169 241V242H170ZM174 241V242H175ZM192 241V240H191ZM214 241H215V239H214ZM233 241V243L235 244V242ZM33 242V241H32ZM115 242V241H114ZM126 242H127V240H126ZM148 242V241H147ZM190 242V241H189ZM217 242V241H216ZM240 242V241H239ZM243 242V241H242ZM25 243V244H26ZM135 243V244H134ZM144 243V244H143ZM149 243V242H148ZM148 243L147 244H145V246H147L148 245ZM173 243V242H172ZM184 243V242H183ZM186 243H188V242H186ZM108 244V243H107ZM128 244V243H127ZM161 244V243H160ZM106 245V244H105ZM120 245V244H119ZM149 245H150V243H149ZM172 245V244H171ZM187 246L186 247H188V244H186ZM190 245V244H189ZM219 245V244H218ZM223 245V244H222ZM237 245V244H236ZM239 245H240V243H239ZM243 245V244H242ZM241 245V246H242ZM33 246V245H32ZM92 246H93V244H92ZM206 246H207V244H206ZM224 246H225V244H224ZM244 246V245H243ZM242 246V248H244ZM39 247V246H38ZM107 247V246H106ZM148 247V246H147ZM156 248H157V246H155ZM160 248H161V246H159ZM158 247V248H159ZM176 247V246H175ZM208 247H210L209 249H211V247L212 246H208ZM35 248V247H34ZM40 248H41V245H40ZM51 248H50V250H51ZM91 248V247H90ZM94 248V247H93ZM131 248V247H130ZM149 248V247H148ZM214 248V247H213ZM39 249V248H38ZM98 249V248H97ZM106 249V248H105ZM119 249H120V247H119ZM170 249V248H169ZM171 249H172V246H171ZM170 249V250H171ZM176 249V248H175ZM186 249V248H185ZM209 249H206L205 250V248H204V251H205V253H206V256L208 257V259L211 261V262H209V263H212V261H213V263L212 264H237L238 262L236 261V259H235V256H236V254H235V252H234V254H235V256L234 257H232L231 255V253H233V250L234 249H232V246H229V247H223V249L222 250H216L217 252H215V250L214 249H212V250H209ZM226 249V250H225ZM26 250V249H25ZM33 250V248H27V250L26 251H28V253H30L31 251ZM41 250V249H40ZM50 250H49V252H50ZM113 250V249H112ZM134 250H136V249H134ZM152 250H153V248H152ZM156 250V249H155ZM160 250V249H159ZM166 250V249H165ZM187 250V249H186ZM209 250V251H208ZM245 250V249H244ZM247 250H246V252H247ZM0 251H5V252H14L13 250H11L10 249V247L7 245V242H5L4 240H2L1 242H0ZM43 251V250H42ZM47 252H48V250H46ZM93 251V250H92ZM115 251V250H114ZM114 251H113V253H114ZM120 251V250H119ZM249 251L247 252V253H249ZM21 252V251H20ZM16 253L15 255H14V257L16 256V257H18V259H23V260H25L26 261V263L27 264H39V263H36V259H35V257L37 256V254L36 253H32V255H30V256H28V254H26V253ZM159 251H158V249H157V253H158ZM190 252V251H189ZM238 253H239V251H237ZM241 252V251H240ZM253 252V253H254ZM2 253V252H1ZM15 253V252H14ZM104 253V252H103ZM123 253V252H122ZM146 253V252H145ZM157 253H156V255H157ZM160 253H162L161 251H160ZM175 253V252H174ZM180 253V252H179ZM204 253V254H205ZM254 253V255H257V254H255ZM262 253V252H261ZM115 254V253H114ZM119 254V253H118ZM121 254V253H120ZM135 254L137 255V253L135 252ZM142 254V253H141ZM147 254V253H146ZM162 254H164V252L162 253ZM187 254V253H186ZM185 254V255H186ZM243 254V253H242ZM38 255H40V254H38ZM47 255H48V253H47ZM135 255V256H136ZM144 254H142V256H143ZM175 255V254H174ZM184 255V254H183ZM189 255V254H188ZM192 255V254H191ZM240 255H241V253H240ZM248 255H250L251 256V253H249ZM247 255V256H248ZM260 255V254H259ZM264 255V254H263ZM51 256H52V254H51ZM83 256V259H81V257ZM124 256V255H123ZM158 256V255H157ZM187 256V255H186ZM205 256V257H206ZM136 257H138V256H136ZM135 257V258H136ZM152 257V256H151ZM159 257H161V256H159ZM163 257V256H162ZM174 257H177V256H174ZM201 257H203V256H201ZM205 257L203 258V259H205ZM249 257V256H248ZM253 257V255L251 256V258ZM51 258V257H50ZM147 258H148V256H147ZM188 258H190L189 256H188ZM258 258V257H257ZM262 258V257H261ZM81 259V260H80ZM140 260H141V258H139ZM151 259V258H150ZM158 259V258H157ZM176 259V258H175ZM187 259V258H186ZM192 259V258H191ZM191 259H189V260H191ZM201 259V258H200ZM244 259V258H243ZM250 259V258H249ZM260 259V258H259ZM132 260H133V257H132ZM135 260H137V259H135ZM146 260V259H145ZM152 260V259H151ZM165 260V259H164ZM167 260V259H166ZM188 260V261H189ZM196 260V259H195ZM99 261V260H98ZM158 261V260H157ZM163 261V260H162ZM259 261V260H258ZM262 261H264V259H262ZM128 262V261H127ZM142 262V261H141ZM141 262H139L138 263V261H137V263L136 264H142ZM152 262H153V260H152ZM191 262H192V260H191ZM243 262V261H242ZM244 262H246L245 264H247L248 262L247 261H245V259H244ZM125 263V262H124ZM146 263V262H145ZM149 263V262H148ZM165 263V262H164ZM173 263V262H172ZM203 263V262H202ZM201 263V264H202ZM254 263H255V261H254ZM134 264V263H133ZM147 264V263H146ZM154 264V263H153ZM161 264H163V263H161ZM194 264V263H193ZM200 264V263H199ZM257 264V263H256ZM262 264H264V263H262Z\"/></svg>",
    "mask_w": 264,
    "mask_h": 264
}]
</instances>
